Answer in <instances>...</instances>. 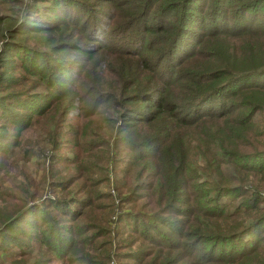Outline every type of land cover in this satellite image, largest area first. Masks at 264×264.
<instances>
[{
  "label": "trees",
  "instance_id": "16d2710c",
  "mask_svg": "<svg viewBox=\"0 0 264 264\" xmlns=\"http://www.w3.org/2000/svg\"><path fill=\"white\" fill-rule=\"evenodd\" d=\"M33 1L0 0V252L264 264V0Z\"/></svg>",
  "mask_w": 264,
  "mask_h": 264
},
{
  "label": "rangeland",
  "instance_id": "374dc122",
  "mask_svg": "<svg viewBox=\"0 0 264 264\" xmlns=\"http://www.w3.org/2000/svg\"><path fill=\"white\" fill-rule=\"evenodd\" d=\"M21 1H23V7H26L27 11L29 9V12L34 10V8L37 5L33 0H21ZM69 12H70L69 9L63 10L62 7L60 6L57 14L61 15V17H64L62 15H66ZM72 12H74V10H72ZM48 126L50 128L49 130H51L52 125L48 124ZM42 133H43V126L42 125L41 126L40 125L39 126H33L32 129L28 130L23 135V138H25V143L28 140L30 141V139L34 140V138H36L38 134H42ZM36 141H39V140H36ZM41 146L44 147L43 144ZM40 149H42V148L40 147ZM14 153H16V150L13 152L12 157H10V156L7 157L6 161H5V165L7 166L5 177L10 176L11 178H10V180H8V181L6 180L3 183V187L11 188L14 184L18 185L19 182L24 183L25 182V176L32 178V180L35 182L36 186L42 187V182H41L42 174H43L42 168H44V166L46 164V162H44V159L46 156L42 155V153L39 152L37 154L38 157H36V158L32 157L29 162H26V161L20 162V160L16 159L17 155H14ZM13 155H14V158H13ZM16 166H17L18 170L20 171V173H22V172L24 173V177L16 174L15 169H14ZM15 175H18L16 181H19V182H15L12 180V178ZM112 190L114 191L113 188H112ZM112 193L114 196H117L116 192L115 193L112 192ZM1 206H2V204H0V207ZM122 208L126 209V208H128V206L123 205ZM17 259H18V257L14 253H11V251H7L6 253L0 252V264H12L13 261L17 260ZM55 264H58V263H55Z\"/></svg>",
  "mask_w": 264,
  "mask_h": 264
}]
</instances>
